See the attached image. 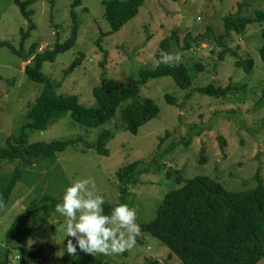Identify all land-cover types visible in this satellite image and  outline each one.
Segmentation results:
<instances>
[{
	"label": "rangeland",
	"instance_id": "rangeland-1",
	"mask_svg": "<svg viewBox=\"0 0 264 264\" xmlns=\"http://www.w3.org/2000/svg\"><path fill=\"white\" fill-rule=\"evenodd\" d=\"M72 1L36 0L29 7L34 11L32 21L37 28L25 44L26 51L35 42L45 50L58 39L63 43L69 38ZM75 10L80 20L75 46L60 54L55 62L45 63L42 69L53 81L61 83L58 94L76 95L84 107H95L92 91L101 84V64L106 61V53L108 77L117 82L118 89L132 87L144 69L156 68L158 55L165 52L161 43L166 39L169 53L179 54V63L191 69L194 84L192 89L182 90L171 77L142 84V98L153 99L160 115L138 135L129 132L122 120L121 112L130 102L120 108L110 123L98 129L83 127L66 115L44 133L30 132V142L81 137L95 143L103 131H111L113 137L106 143L111 153L102 155L93 148L84 153L80 150L83 145L69 146L58 152L61 169L51 165L42 170L39 180L30 187L19 182L10 205L0 215V247H5L8 231L33 200L52 192L56 200L62 201L72 181L92 177L105 203H118V171L139 159L150 163L161 139L162 151L171 143L176 145L160 163L182 171L187 178L210 175L231 190L254 188L257 177L264 181V63L259 53L264 41L260 27L248 25L243 35L219 42L227 15L254 17L256 11L264 10V0H146L138 17L106 38H100L101 32L111 31L103 0H84ZM27 25L15 0H0V44L8 42L20 48V29ZM225 47L238 57L227 52L221 60ZM81 53L85 54L83 64L66 76L64 71ZM247 57L255 63L249 74L235 66L237 58ZM29 63L8 47L0 48V146H7L10 138L21 133L27 124L26 115L43 89L42 84L25 75ZM210 84H231L237 88L224 99L201 93L189 96L193 89ZM166 95L175 98V106L167 104ZM184 138L190 140L189 144L183 143ZM220 138L226 145H221ZM18 165L19 161L0 159V174L12 172ZM37 186L41 189L36 190ZM179 187L181 184L174 176L167 178L165 170L154 172L153 167L152 172L143 174L141 183L130 186L137 223L154 220L165 193ZM64 220L60 213L49 214L41 208L24 218L21 227L31 232L19 245L33 250L41 248L42 254L33 260L15 250L11 264H21L25 259L28 264H62L67 240L72 239L66 237ZM96 256L111 264H183L150 235L142 236L123 254ZM259 264H264V259Z\"/></svg>",
	"mask_w": 264,
	"mask_h": 264
},
{
	"label": "trees",
	"instance_id": "trees-1",
	"mask_svg": "<svg viewBox=\"0 0 264 264\" xmlns=\"http://www.w3.org/2000/svg\"><path fill=\"white\" fill-rule=\"evenodd\" d=\"M36 0H15L20 7L22 17L28 22L27 28L20 29V48L5 42L0 48L8 47L13 53L24 61L30 60L24 73L27 78L37 84H42L43 89L29 109L26 118L27 124L21 129L18 136L10 138L7 146H0V159L19 161L20 165L10 173L0 174V196L3 198V207H0V215L10 205L13 192L19 182L28 187L33 186L40 178L42 170L54 165L55 169H61L58 164V152H62L69 146L84 147L80 150L86 153L88 149H94L102 155H110V149L106 143L112 139L111 131H103L95 143H89L84 138L57 139L50 142L29 141V133H44L52 123L60 121L66 115L72 120L88 129H98L110 123L118 114L120 108L130 102L128 107L122 110V120L126 129L134 135L146 125L156 120L160 115L159 107L151 98H142L141 85L154 79L171 77L182 90H190L194 84L191 69L185 64H160L155 69H144L141 78L135 81L132 87L118 89L117 82L108 77L107 58L101 64V84L94 87L92 94L96 106L86 108L80 104L76 95L58 94L60 82L53 81L42 71L47 62L53 63L56 58L71 50L79 36L80 20L76 7L83 4L84 0H73L71 3V30L69 38L61 43L59 39L52 48L41 50L40 44L32 43L28 51L25 44L30 39L37 26L33 23L34 11L29 7ZM146 0H103L105 5V17L111 26L108 33L101 32L100 38H106L119 33L133 19L138 17ZM179 1V0H174ZM224 32L220 35V43L225 38L237 37L244 34L248 25L257 24L260 27L264 41V10L255 12L254 17H242L240 14L227 15L224 18ZM100 43V39L98 40ZM161 47L169 53L168 39L161 43ZM187 48H190L188 46ZM231 52L238 57L235 51L224 48L220 54L223 60L224 53ZM260 57L264 63V43L261 46ZM158 55L157 60H159ZM85 60V54L81 53L71 65L64 71L65 75L73 73ZM237 68L251 73L254 69V60L250 57L237 58ZM203 70V67H200ZM236 86L229 84L226 87L210 84L205 87L193 89L189 94L201 93L216 99H224L236 91ZM264 96V94H263ZM167 104L175 106V98L166 95ZM157 146V152L152 161L146 162L139 159L123 166L118 171L120 181V200L116 204L103 205L104 213L110 214L112 209L121 203H128L134 207L131 201V185H138L145 173L162 172L165 170L167 178L175 177L181 187L165 193L154 220L140 224L143 236L150 235L158 239L169 248L171 254L178 257L183 264H259L264 259V181L257 177L258 182L254 188L231 190L226 188L219 179L210 175H197L187 178L182 171L171 169L166 164L160 163L164 155L171 152L176 144H169L164 151L161 150L162 142ZM221 145L226 141L221 139ZM189 144L187 138L183 140ZM205 160L204 158L202 161ZM41 188L37 186L36 190ZM52 195V192L40 196L31 202V205L17 217L15 223L7 233L5 247H0V264H11L12 255L19 250L27 259L36 260L41 257L42 249L19 245L21 239H26L31 229H22L21 222L34 211L41 208L49 214L56 211V205L61 203ZM141 237H138L139 240ZM75 243V240H74ZM62 264H111L108 260L99 256L81 251L77 246L76 255L65 253L61 258ZM21 264H28L26 259Z\"/></svg>",
	"mask_w": 264,
	"mask_h": 264
},
{
	"label": "clouds",
	"instance_id": "clouds-1",
	"mask_svg": "<svg viewBox=\"0 0 264 264\" xmlns=\"http://www.w3.org/2000/svg\"><path fill=\"white\" fill-rule=\"evenodd\" d=\"M180 59L179 54L162 52L154 67L179 64ZM104 204V196L92 177L72 181L66 188L62 202L56 205L55 210L65 217L66 237L72 238L67 240L68 255H75L77 246L93 255L123 254L136 245L138 237L143 236L134 207L121 203L110 214H105ZM0 207H3L2 196Z\"/></svg>",
	"mask_w": 264,
	"mask_h": 264
}]
</instances>
